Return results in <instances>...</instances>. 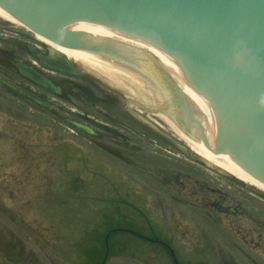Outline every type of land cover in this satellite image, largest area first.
<instances>
[{
  "label": "flooded vegetation",
  "instance_id": "af4514ba",
  "mask_svg": "<svg viewBox=\"0 0 264 264\" xmlns=\"http://www.w3.org/2000/svg\"><path fill=\"white\" fill-rule=\"evenodd\" d=\"M54 53L34 33L0 17V120L17 125L18 122H30L35 107L40 113L51 112L58 123L70 120L92 130V134H86L74 128L72 133L77 139L87 138L95 152L108 156L107 170L110 177L107 178L105 199L107 210L103 215L109 221L117 219L121 224L108 230L111 232L106 234V241L108 242L111 235L122 234L137 241L139 245V249L133 250L139 251L131 253L130 256H141L144 252L158 253L162 259H150L144 255L145 259L157 264H253L252 243L256 249L260 244L251 238V233H255V230L251 224L249 226L241 223L236 226L235 223L239 219L250 221L248 203L243 204L245 202L242 200L210 185L207 181L208 175L225 179L261 201L264 198L254 195L249 186L234 175L229 176L202 162L193 155L189 146L178 144L160 131L163 127L159 121L169 125L159 115L176 124L177 111L183 112L185 118H188V107L185 100L178 95L169 74L165 73L159 63L151 57L142 60L154 70L146 71L147 74L143 71V74L156 95L152 106H142L155 117L153 119L146 116L148 120H145L139 109L130 111L125 108L126 100L122 105L120 94L125 95L122 90L107 84L92 70L67 58L78 73L77 76H70L52 70L40 62L43 59L50 65L60 64L63 56L59 58ZM19 67L35 71L51 81L58 87L59 93H49L34 84L21 73ZM157 89L169 95L160 96L164 99L169 97V102L160 101ZM31 98L47 108L34 103ZM69 100L73 102V113L67 115L72 119L64 116L65 110L58 104L64 105ZM130 117L133 124L129 123ZM27 127L31 128V123L26 126L25 131L12 130L9 133L13 134H7L14 139L16 145L21 147L25 144L24 149L28 145L26 139L31 136ZM141 127L147 130L150 137H160L164 144H170L177 154H172L173 158L146 155L144 147L138 142V139L144 137ZM48 134L62 135L63 131H59L57 127V131L51 130ZM79 148L78 145V152ZM118 166L120 170L115 168ZM124 172L138 176L145 184L139 187L131 183L130 185ZM145 218L175 219L177 226L145 228L136 225V220ZM191 218L202 222L203 226L209 224L210 220L214 224L223 220L225 224L222 229L227 231L206 232L194 229L187 220ZM262 236L259 233L258 239ZM225 244L229 254L223 248ZM232 253L238 258L232 257ZM86 261H92L88 264H102L96 261V257L87 258Z\"/></svg>",
  "mask_w": 264,
  "mask_h": 264
},
{
  "label": "water",
  "instance_id": "95a60500",
  "mask_svg": "<svg viewBox=\"0 0 264 264\" xmlns=\"http://www.w3.org/2000/svg\"><path fill=\"white\" fill-rule=\"evenodd\" d=\"M0 10L47 40L94 52L88 53L124 70L119 64H134H122L112 55L111 60L101 47L120 43L126 50L116 57L132 62L130 52L150 51L148 56L160 60L199 110L191 118L195 126L183 120L193 128L192 139L216 147L210 149L230 156L264 184V0H0ZM62 60L57 65L40 62L78 75ZM128 71L129 77L146 82ZM23 73L47 91L59 92L34 71ZM156 91L158 97L169 96ZM160 101L169 102V97ZM67 122L92 134L86 126Z\"/></svg>",
  "mask_w": 264,
  "mask_h": 264
},
{
  "label": "rangeland",
  "instance_id": "374dc122",
  "mask_svg": "<svg viewBox=\"0 0 264 264\" xmlns=\"http://www.w3.org/2000/svg\"><path fill=\"white\" fill-rule=\"evenodd\" d=\"M75 63L82 66L77 61ZM120 70L128 73L129 77L128 70ZM97 76L106 80L103 74ZM129 78L132 80V77ZM138 81L141 85L144 83L146 88V82ZM128 86L132 91L116 86L125 95L114 90L123 99L122 105L126 100L125 108L130 111L139 109L145 120H148L146 116L154 119L151 111L142 106L150 107L155 102H145L135 95L134 82H128ZM64 103L58 104L64 108V116L71 118L67 114L73 113V102L69 100ZM29 120L26 123L18 122V125L0 120V264H84V253L96 257V261L102 264H157L145 259L144 255L150 259H162L158 253L144 252L141 256H130L131 253L139 251H133L139 249V245L137 241L122 234L111 235L108 242L106 241V234L111 232L108 230L121 224L119 220L109 221L103 215L107 210L105 199L107 178L110 177L107 170L108 156L95 152L87 138L77 139L72 133L73 128L66 122L60 121L59 124L51 112L40 113L34 107ZM30 123L31 128H27L31 131V136L26 139L28 145L24 149L25 144L21 147L16 145L14 139L7 134H13L9 133L12 130L25 131ZM129 123L133 124L131 117ZM159 124L163 127L161 132L187 147L188 144L179 135L178 128L174 126L175 130L168 122L169 126L162 121ZM57 127L59 131H63L62 135L48 134L51 130L57 131ZM141 129L144 137L138 139V142L144 147L146 155L173 158L172 154H177L175 148L164 144L160 137H150L145 128ZM192 167L197 168L194 165ZM115 168L120 170V166ZM221 172L232 176L223 170ZM124 174L133 186L145 184L138 176ZM207 181L213 187L224 190L229 196L242 200L245 202L243 204L248 203L250 221L239 219L235 223L236 226L241 223L253 226L255 233H251V238L260 243L258 249L252 243L253 264H264V201L214 175L209 174ZM243 184L247 185L245 182ZM187 220L194 229L206 232L227 231L222 229L225 224L223 220H219L220 224H214L210 220L204 226L194 218ZM176 221L145 218L136 220V225L145 228L162 225L171 227L177 226ZM259 233L263 234L261 239H258ZM223 248L228 252L227 244ZM231 255L238 258L234 253Z\"/></svg>",
  "mask_w": 264,
  "mask_h": 264
},
{
  "label": "bare ground",
  "instance_id": "6f19581e",
  "mask_svg": "<svg viewBox=\"0 0 264 264\" xmlns=\"http://www.w3.org/2000/svg\"><path fill=\"white\" fill-rule=\"evenodd\" d=\"M0 17L12 22L16 23V21L7 13L0 10ZM41 42L49 46L52 50L60 53L63 55L66 59L74 60L80 63L85 68L92 70L93 72H98V74H103V76L110 85H115L119 88H123L125 90H131L128 87V82H134L135 83V91L134 94L138 95L140 99H143L145 102H153V96H150V90L149 87L146 85V88L143 86L144 83L138 81L135 78H132V80L127 76L128 73L120 70L121 68L118 66H115L93 54H90L84 50L76 49V48H68L66 46H62L59 44H56L52 42L51 40H47L43 38L42 36L37 37ZM179 66H182L179 64ZM183 66H187L186 64H183ZM132 91V90H131ZM137 97V98H138ZM139 99V98H138ZM161 119L168 122L174 129V125L172 122L165 118L163 115H159ZM176 130V129H175ZM179 135L185 140V142L188 144L189 148L198 155L199 158L204 160L208 165L213 166L214 168L217 167L219 171L223 170L225 172H228L241 181L247 183V185L252 186L254 189H258L261 193L264 194V184L259 182L256 178L254 179L249 173L246 171H243L236 163H234L230 156L220 153H215L210 148L214 149L216 147L209 144L210 147H207L204 143L191 140L190 137L187 135H184L182 132H179Z\"/></svg>",
  "mask_w": 264,
  "mask_h": 264
}]
</instances>
